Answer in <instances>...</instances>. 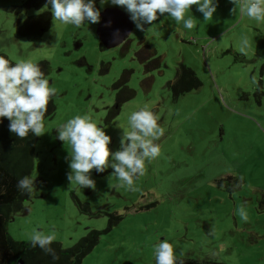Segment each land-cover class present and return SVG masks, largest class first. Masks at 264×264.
Wrapping results in <instances>:
<instances>
[{"label":"rangeland","instance_id":"rangeland-1","mask_svg":"<svg viewBox=\"0 0 264 264\" xmlns=\"http://www.w3.org/2000/svg\"><path fill=\"white\" fill-rule=\"evenodd\" d=\"M26 2L0 0V55L48 61L45 77L57 90L56 111L44 119L45 133L36 143L28 210L9 222L13 238L28 241L35 229L54 233L69 247L103 230L81 264H156L154 246L162 240L173 245L176 258L264 264V22L238 7L232 13L230 0H214L210 20L196 6L186 12L195 21L191 30L165 14L140 32L125 9L108 0L95 6L100 22L107 8H118L132 22L120 43L102 41L100 22L77 28L54 22L52 12L50 28L30 39L19 26L51 7L21 8ZM245 36L246 55L239 52ZM181 63L203 84L176 99L168 82ZM145 105L164 134L154 141L159 156L146 161L145 173L134 180L137 190L122 187L110 167L104 174L92 170L95 189L70 184L71 149L57 128L90 115L111 137L114 153L123 131L131 130L130 114ZM228 176L237 180L218 184Z\"/></svg>","mask_w":264,"mask_h":264},{"label":"clouds","instance_id":"clouds-1","mask_svg":"<svg viewBox=\"0 0 264 264\" xmlns=\"http://www.w3.org/2000/svg\"><path fill=\"white\" fill-rule=\"evenodd\" d=\"M101 5L108 0H100ZM235 5L230 11L235 13L237 7L242 15L257 22H264V0H230ZM114 6L121 7L129 14L140 32L151 26L165 14L172 17L177 24L183 23L186 29H193V18H185L192 6L203 14L205 21L213 18L217 10L214 0H110ZM51 5L53 21L79 28L85 22H100V11L95 7V0H48ZM47 7V5H45ZM249 40L245 36L241 40L239 52L247 54ZM252 82L258 84L256 77ZM56 88L50 86L41 67L32 60H19L10 63L0 56V118L10 121L9 131L18 138L25 139L31 132L42 136L44 117L48 112L51 98L56 95ZM158 116L145 105L133 111L129 118V130H124L120 141V149L112 152L109 148L111 137L103 127L97 125L90 115H76L60 125L58 139L70 146L71 171L67 174L70 184L75 183L82 188L95 189L96 182L90 178L93 169L103 173L109 167L121 182V186L129 191H136L134 180L145 173L146 161L157 158L160 146L154 141L160 139L164 129L158 124ZM35 178L24 176L17 181V188L22 193L31 194L35 188ZM239 215L245 221L247 214L243 207ZM210 234L212 230L210 229ZM56 240L54 233L45 234L33 230L30 241L33 248L39 247L52 259L59 257L51 247ZM156 264H177L173 245L162 240L154 246ZM183 264V261H180Z\"/></svg>","mask_w":264,"mask_h":264},{"label":"trees","instance_id":"trees-1","mask_svg":"<svg viewBox=\"0 0 264 264\" xmlns=\"http://www.w3.org/2000/svg\"><path fill=\"white\" fill-rule=\"evenodd\" d=\"M99 1L95 0V6ZM45 5L51 7L48 0H28L21 8H41ZM51 20V11L29 16L19 26V33L28 36L30 39L40 38L50 28ZM0 56H4L12 64L16 63L7 55ZM36 63L46 75L49 70V62L42 60ZM202 84V80L196 71L184 63L180 64L176 78L168 82V86L172 89L176 99ZM55 111L56 104L52 97L44 119L52 117ZM9 124L10 121L7 118H0V264H81L83 258L99 242V236L103 230L94 229L69 247H64L61 242L55 240L51 245L59 257L55 261L51 255L46 254L39 247L33 248L30 240H18L9 233L8 225L13 216L28 210L25 201L30 198L31 194L22 193L18 190L17 181L26 175L31 176L34 169L36 143L39 139L31 132L25 139L18 138L9 131ZM107 171L108 169L102 174ZM231 180L237 179H233L231 176L220 178L218 184L223 185L226 181ZM234 189L231 188L230 191ZM120 218V215H117L110 219L109 228L117 223ZM176 259L177 264H180V261H183V264H230L215 259L192 257H177Z\"/></svg>","mask_w":264,"mask_h":264},{"label":"water","instance_id":"water-1","mask_svg":"<svg viewBox=\"0 0 264 264\" xmlns=\"http://www.w3.org/2000/svg\"><path fill=\"white\" fill-rule=\"evenodd\" d=\"M132 30L131 20L118 8H107L103 12L99 33L103 42L117 44Z\"/></svg>","mask_w":264,"mask_h":264},{"label":"flooded vegetation","instance_id":"flooded-vegetation-1","mask_svg":"<svg viewBox=\"0 0 264 264\" xmlns=\"http://www.w3.org/2000/svg\"><path fill=\"white\" fill-rule=\"evenodd\" d=\"M127 37V36H126Z\"/></svg>","mask_w":264,"mask_h":264}]
</instances>
